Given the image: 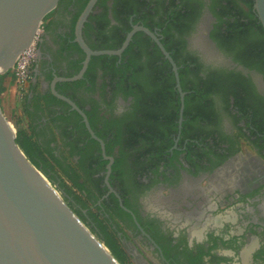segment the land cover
Segmentation results:
<instances>
[{
    "label": "flooded vegetation",
    "instance_id": "flooded-vegetation-1",
    "mask_svg": "<svg viewBox=\"0 0 264 264\" xmlns=\"http://www.w3.org/2000/svg\"><path fill=\"white\" fill-rule=\"evenodd\" d=\"M89 1L59 0L45 23L24 110L55 168L37 169L120 264H264L253 0H96L81 30L91 50L132 35L121 54L91 56L83 85L55 84L87 126L50 84L82 68Z\"/></svg>",
    "mask_w": 264,
    "mask_h": 264
},
{
    "label": "water",
    "instance_id": "water-1",
    "mask_svg": "<svg viewBox=\"0 0 264 264\" xmlns=\"http://www.w3.org/2000/svg\"><path fill=\"white\" fill-rule=\"evenodd\" d=\"M58 1L0 0V75L12 69L17 54ZM95 2H88L75 26L76 42L86 55L80 72L54 77L50 84L51 93L77 111L74 103L57 93L55 84L81 79L91 56L121 54L132 35L118 50H91L81 30ZM253 9L264 30V0H253ZM45 179L16 144L15 133L0 110V264H120Z\"/></svg>",
    "mask_w": 264,
    "mask_h": 264
},
{
    "label": "trees",
    "instance_id": "trees-1",
    "mask_svg": "<svg viewBox=\"0 0 264 264\" xmlns=\"http://www.w3.org/2000/svg\"><path fill=\"white\" fill-rule=\"evenodd\" d=\"M51 12L48 13L45 17L44 20H46L49 16H50ZM260 27V29L263 31L261 25H258ZM94 49L100 50V49H105L102 48L101 46L94 45ZM106 58V56H100V57H94L92 59V63L95 62V60L97 59H103ZM81 64L78 63L77 66H75V73L80 69ZM11 70H9L8 72H6L3 75H0V79L2 80L5 77L10 76ZM70 77V76H68ZM84 77H86V75H84ZM50 79V77H49ZM85 79H81L79 81H75V82H69L68 84H72V85H76V86H81L83 85L85 82ZM94 83V80H93ZM1 90H0V94H1ZM15 142L16 144L19 146V148L23 151V153L25 154V156L29 159V161L36 167L42 170H46L47 167L51 168L52 170L55 168L54 164L50 163V161L46 158L44 151L40 148V146H38L36 140H35V134L29 133L27 134L26 131H24L23 129L19 128L16 131L15 134ZM51 159L54 160L53 156H51ZM63 186H67L66 183L62 184ZM110 250L112 251L113 256L118 259V254L115 251V248L113 246H110Z\"/></svg>",
    "mask_w": 264,
    "mask_h": 264
},
{
    "label": "built area",
    "instance_id": "built-area-1",
    "mask_svg": "<svg viewBox=\"0 0 264 264\" xmlns=\"http://www.w3.org/2000/svg\"><path fill=\"white\" fill-rule=\"evenodd\" d=\"M45 29V21L42 19L34 33L30 43L22 49L15 57L12 72L13 87L22 91L29 86L31 81L33 65L36 60L38 46Z\"/></svg>",
    "mask_w": 264,
    "mask_h": 264
},
{
    "label": "rangeland",
    "instance_id": "rangeland-1",
    "mask_svg": "<svg viewBox=\"0 0 264 264\" xmlns=\"http://www.w3.org/2000/svg\"><path fill=\"white\" fill-rule=\"evenodd\" d=\"M45 21V20H44ZM12 74V72H11ZM13 86V81H12ZM29 87V86H28ZM28 87L25 88L22 91L14 89L13 94L10 96L9 103L11 104V108L13 107V114L5 113V103H6V97L5 95H2V92L0 94V110L7 122V124L11 127L12 131L16 134V131L21 128L24 131H26L27 134L32 133L30 129V120L29 116L24 110V101L26 98V91L28 90ZM1 90V87H0ZM43 178H46L43 175ZM46 181L50 182L52 185H54L48 178L45 179ZM67 184V183H66ZM61 195V193H60ZM62 196V195H61Z\"/></svg>",
    "mask_w": 264,
    "mask_h": 264
},
{
    "label": "crops",
    "instance_id": "crops-1",
    "mask_svg": "<svg viewBox=\"0 0 264 264\" xmlns=\"http://www.w3.org/2000/svg\"><path fill=\"white\" fill-rule=\"evenodd\" d=\"M53 12V11H52ZM51 12V13H52ZM49 21H47V19L45 20V23H48ZM36 64V61L34 62V65ZM33 65V66H34ZM33 71H35V68H33ZM33 73V72H32ZM32 77H33V74H32ZM32 77H31V80H32ZM12 74L10 73V76L8 77H5L3 78L2 80L0 79V87H1V91H2V95L6 97V103H5V113H6V110H7V113L9 114H13V107L11 108V104L9 103L10 101V96L13 94L14 92V89H13V86H12ZM33 82H34V79H33ZM29 88L28 90L26 91V100L28 102V98H30V96H32V94L30 95L29 93ZM80 92V91H79Z\"/></svg>",
    "mask_w": 264,
    "mask_h": 264
},
{
    "label": "bare ground",
    "instance_id": "bare-ground-1",
    "mask_svg": "<svg viewBox=\"0 0 264 264\" xmlns=\"http://www.w3.org/2000/svg\"><path fill=\"white\" fill-rule=\"evenodd\" d=\"M48 182V181H47Z\"/></svg>",
    "mask_w": 264,
    "mask_h": 264
}]
</instances>
